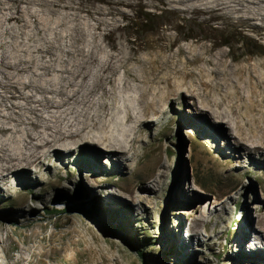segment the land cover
Returning <instances> with one entry per match:
<instances>
[{
	"label": "rangeland",
	"instance_id": "1",
	"mask_svg": "<svg viewBox=\"0 0 264 264\" xmlns=\"http://www.w3.org/2000/svg\"><path fill=\"white\" fill-rule=\"evenodd\" d=\"M122 2L117 42L147 53L169 27L180 43H215L235 68L247 67L226 82L238 98L218 109L232 110L236 124L221 122L214 105L220 78L183 76L130 152L91 143L70 153L50 149L41 169L24 165L19 176L0 178V264H264V151L253 148L264 130L263 32L218 11ZM80 204L84 213L67 211ZM165 236L182 242L168 249Z\"/></svg>",
	"mask_w": 264,
	"mask_h": 264
},
{
	"label": "bare ground",
	"instance_id": "2",
	"mask_svg": "<svg viewBox=\"0 0 264 264\" xmlns=\"http://www.w3.org/2000/svg\"><path fill=\"white\" fill-rule=\"evenodd\" d=\"M64 1L0 0L2 180L19 176L24 165L41 169L48 163L50 149L70 153L91 143L110 152H130L140 126L162 113L155 106L169 91L181 88L178 80L183 76L223 81L217 83L223 88L214 101L217 111L226 99L238 98L226 82L243 77L247 67L235 68L224 51H214L215 43H180L167 27L150 44L151 51L144 53L114 37L117 15L124 14L122 0H106L105 5L86 9L81 2ZM146 1L152 6L179 5L186 11H218L219 16L246 23L264 36V0ZM232 113L219 110L221 122L236 124ZM235 138L242 143L239 131ZM256 140L253 148L264 151V130ZM179 179L175 176L178 189ZM179 242L181 236L164 237L168 249ZM85 249L93 252L88 244ZM253 254L258 255V250Z\"/></svg>",
	"mask_w": 264,
	"mask_h": 264
},
{
	"label": "trees",
	"instance_id": "3",
	"mask_svg": "<svg viewBox=\"0 0 264 264\" xmlns=\"http://www.w3.org/2000/svg\"><path fill=\"white\" fill-rule=\"evenodd\" d=\"M144 21H147V20L144 19ZM189 38H192V37H189ZM184 39H187V37L185 36ZM222 45H223V46H228V43L225 42V43H223ZM172 154H173V156L175 157L176 153L173 152ZM195 179H196V181L198 182L199 186H200L202 189H207V188H208V187L206 186V184H205L206 178H202V180H198L197 178H195ZM84 209H85V208H84V205H83V204H80V205H78L77 208H67V211H69V212L78 211V212H80V213H84V212H85ZM47 211H48V210H47ZM109 226H110V225H109ZM109 226H108V227H109ZM110 228H111V227H110ZM137 253H138V255H139L140 257H142V255H143V250H142V249H139V248L137 247ZM218 257L220 258L221 255L218 256Z\"/></svg>",
	"mask_w": 264,
	"mask_h": 264
},
{
	"label": "water",
	"instance_id": "4",
	"mask_svg": "<svg viewBox=\"0 0 264 264\" xmlns=\"http://www.w3.org/2000/svg\"><path fill=\"white\" fill-rule=\"evenodd\" d=\"M212 151H214V149ZM182 156H183V153H182Z\"/></svg>",
	"mask_w": 264,
	"mask_h": 264
}]
</instances>
